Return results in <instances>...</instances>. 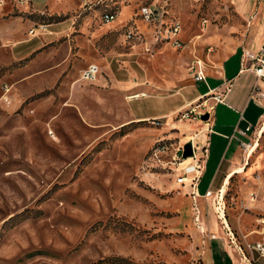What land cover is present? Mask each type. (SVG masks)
I'll use <instances>...</instances> for the list:
<instances>
[{
	"label": "rangeland",
	"instance_id": "1",
	"mask_svg": "<svg viewBox=\"0 0 264 264\" xmlns=\"http://www.w3.org/2000/svg\"><path fill=\"white\" fill-rule=\"evenodd\" d=\"M108 4L103 23L80 0H0V264H206L208 232L238 264L237 247L262 236L264 131L247 134L246 163L215 200L196 198L205 233L173 154L191 123L178 110L238 55L246 23L229 0ZM142 4L178 23L181 48L154 41ZM194 59L206 84L186 71ZM89 63L95 78L79 79Z\"/></svg>",
	"mask_w": 264,
	"mask_h": 264
},
{
	"label": "crops",
	"instance_id": "2",
	"mask_svg": "<svg viewBox=\"0 0 264 264\" xmlns=\"http://www.w3.org/2000/svg\"><path fill=\"white\" fill-rule=\"evenodd\" d=\"M229 1L232 10L245 21L248 35L244 39L245 43L239 47L238 55L228 56L227 60L221 64L220 70L217 71V76L209 77L211 85L207 88H215L214 91H221L222 86H218V84L222 80H226L229 87L223 93L221 102L216 103L213 108L209 122L212 132L208 137L207 156L196 186L198 194H203L207 188L212 192L218 191L222 185L226 184L225 181L234 175L235 171L243 169L247 156L241 152L237 139L247 141L248 135L237 138L236 129L250 124L257 130L260 126L259 133L264 131V129L262 130L264 126V83L256 82L260 96L254 98L250 93L255 83L254 76L248 71H238L240 48L256 49L261 44V34L264 31V0ZM205 91L193 94L190 100H195ZM143 95V93H135L131 94L129 98ZM189 126V130L176 126L179 133L184 134L182 143L188 141L192 135H195L194 142L205 139L206 133L200 130L198 122L191 121ZM182 186L190 195V186L187 183L182 184ZM208 198L203 199L207 200ZM194 200L196 204V198ZM212 241H209L206 264H233L231 254L222 248L219 242L214 250L211 249Z\"/></svg>",
	"mask_w": 264,
	"mask_h": 264
},
{
	"label": "built area",
	"instance_id": "3",
	"mask_svg": "<svg viewBox=\"0 0 264 264\" xmlns=\"http://www.w3.org/2000/svg\"><path fill=\"white\" fill-rule=\"evenodd\" d=\"M22 1V0H19ZM109 2H113V0H80V3L83 7L90 8L91 6L100 7V12L98 14V18L103 23H109L116 18V11L113 9ZM164 14L163 7H156L152 4H142L139 6L138 15L141 19L147 24L151 25L153 29L154 41L156 42L158 39H171L172 45L179 49L182 46L180 40L177 39L176 33L178 32L179 26L177 22L170 23L167 27H162L163 21L162 16ZM41 30H45V25L39 26ZM32 30H30L31 32ZM161 34V36H160ZM130 32L126 34V37H130ZM261 44L256 49H248L241 47L240 48V64L238 71H248L252 73L254 76V84L251 88L252 96L257 98L260 96L258 85L256 82L264 83V31L261 34ZM187 73L191 77L193 82H205V75L203 70V65L201 61L198 59H194L190 61L189 65L186 68ZM98 73V67L89 63L80 71L79 79L84 81H92L96 74ZM228 84H226L221 92H214L212 89L207 88V90L199 95L192 104H188V106L182 110H178V119H185L192 122H198L199 128L201 131L206 133L205 139L203 141L194 142V136L192 135L189 138V142L191 144V155L182 158L181 157V149L182 144L180 143L175 153L173 154V163L177 166V182L182 185L187 183L190 186V195L192 197V208L195 210L194 221L198 224L199 231L206 232L201 226V221L199 220V211L195 204V198L202 197H212V200H215L216 194L212 192L208 188L203 192V194H198L197 192V183L200 178L203 169V163L207 156V145H208V137L212 132L211 126L209 124L210 119L212 117L213 108L216 103L221 102L222 95L224 92L228 90ZM0 107L7 106L10 102V98L8 95L9 87L6 84L0 86ZM206 113L207 119L202 120L200 116ZM254 127L250 124H246L243 128L236 129L235 132L238 137H244L249 132H253ZM255 131V130H254ZM238 146L246 151L249 149V142L237 139ZM162 149V147L160 148ZM178 153V155H176ZM176 157V159H175ZM219 198V196H218ZM253 200V197H251ZM216 203L217 200H216ZM219 209V206L216 207ZM264 210V208H263ZM217 215V218L220 219L223 217L222 210ZM222 222V221H221ZM261 238L253 240L251 242H245V253L237 247L239 257L238 264H255L258 259L264 258V222L261 230ZM208 239H216L217 236L214 233H207ZM234 264V262L232 261Z\"/></svg>",
	"mask_w": 264,
	"mask_h": 264
},
{
	"label": "water",
	"instance_id": "4",
	"mask_svg": "<svg viewBox=\"0 0 264 264\" xmlns=\"http://www.w3.org/2000/svg\"><path fill=\"white\" fill-rule=\"evenodd\" d=\"M200 118L202 120H206L207 119V114L206 113H203ZM191 155V144L189 141H185L183 142L182 144V149H181V157L182 158H186L188 156Z\"/></svg>",
	"mask_w": 264,
	"mask_h": 264
},
{
	"label": "bare ground",
	"instance_id": "5",
	"mask_svg": "<svg viewBox=\"0 0 264 264\" xmlns=\"http://www.w3.org/2000/svg\"><path fill=\"white\" fill-rule=\"evenodd\" d=\"M264 129V126H263V128H262V130ZM242 171V169H238L237 171H235L233 174H235V173H238V172H241Z\"/></svg>",
	"mask_w": 264,
	"mask_h": 264
}]
</instances>
